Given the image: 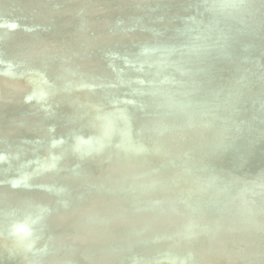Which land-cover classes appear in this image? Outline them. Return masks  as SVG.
<instances>
[{"label":"water","instance_id":"95a60500","mask_svg":"<svg viewBox=\"0 0 264 264\" xmlns=\"http://www.w3.org/2000/svg\"><path fill=\"white\" fill-rule=\"evenodd\" d=\"M89 1L86 0L87 3ZM105 1L106 3H108L107 1L110 2V0ZM154 3L156 6L153 7L152 12L144 16H134L132 8L126 5L124 13H126L128 19L125 22L122 21L116 27V38L114 39H111L112 31L110 28L114 24L111 16L101 12L96 13L92 10V15L88 12L89 16H87L86 13L85 16L89 25L93 23L101 27L100 31H95L91 27L86 30L84 36L93 40L82 52L84 53L85 59L83 61L86 66L101 67L100 72H98L100 80L95 85L96 92L93 94V98L105 110L112 109L114 106L121 108L125 105V108H122L127 118L132 119L135 132L134 136L130 135L135 141L145 140V135L149 131H153L155 133L154 136L160 140L164 139L169 120L174 112L177 111L176 106H179L178 103L182 97L181 93L188 90L190 82L185 80L181 83V92L174 87L171 81L166 84L162 82H159L158 85L153 84L154 90L157 87L162 89L165 85L169 88V91L163 93L167 99L168 108L166 109V115L163 118H157L152 113V107L143 99L151 95V92L147 90L148 81H145V84L142 82L143 85H141L142 83L137 85L131 82V77L134 74L133 72H137L136 67L138 64H142L143 59H151L156 56L157 52L151 54L147 52L148 50L157 47L156 45L159 41L168 43L172 39L176 40L173 43L176 46L173 45L171 48H175L181 53L182 60L186 57L192 60L194 68L200 65L201 71L204 72L203 80L206 79L205 72L210 70V74L219 81L220 85L225 87V89H229L227 96L226 93H221V96H226L222 98L227 99L232 104L233 110L241 108L249 96L248 92L242 95L240 93L254 85L253 92L255 93L250 95V99H252L253 105L257 102L255 110L253 108L247 114H244V117L236 119L231 117V115L235 116V114H229L227 108H221L219 114L213 115L211 121L208 124H204L206 126L201 128L206 133L210 131L209 128L213 124L217 126L215 127L216 131H220L223 130L220 125L221 122H227L232 134L224 139H218L215 142V150L211 153L210 158L194 165L193 171H190L195 173L197 179L204 176L205 173L221 172L220 174L225 178L228 188L231 187L227 183L229 179L232 182H236L234 192L236 186H242L247 179V176L244 177L245 174L241 176V173L237 172L240 171L243 165L244 168L241 171L243 173L247 172L251 166L252 169H255L260 164L264 165V99L260 102L258 97V93L261 92L260 88L264 85V68L259 69L257 67L262 65L264 67V3L256 0L251 1L249 13L240 12V16H236L237 10H233L231 0H210L206 4L197 3V0H155ZM109 7L111 12L115 13L114 5L110 4ZM205 9L206 18L209 19L207 24L213 27L211 33L206 32L202 27V24L206 23V19L200 20L196 16L198 12H202ZM248 15L252 21L249 20ZM34 18L33 13L21 11L13 6H10V8L0 7V75L10 69L15 72L18 70L16 73L19 74L33 68L39 69L42 67L43 61H46L42 52L46 42L37 34L40 31L46 34L47 30L39 28L37 24L34 25L32 22ZM192 20L195 22L193 27L197 32H193L190 26ZM30 50H34L36 55H29L27 52H30ZM108 51L111 52L108 53ZM251 53H255L256 57H260V60L255 61L252 67L247 66V64L250 65ZM58 58L57 56L56 61L59 63ZM78 60L69 59L65 64L70 69L76 70ZM237 62L240 66L236 64ZM235 65H237L236 68ZM231 69H234V74H237L240 78H235L234 74L231 75ZM201 73H199V76H201ZM255 78L259 79V85L255 84ZM238 85L242 88L238 91V95L236 92L234 95L229 96L230 92L233 91V87ZM29 93L30 91L25 92V95H29V97H23L26 99L25 101L38 104V101ZM210 98L214 102L218 101V97L214 93H211ZM183 100L189 101L185 97ZM0 107V119L9 121L8 129L11 132L16 131L13 141L3 142L6 146L11 147L8 149L13 156H10L12 159L10 167H0V236L10 239L18 232H27L35 244L30 256L39 254L38 251L41 249L39 246L48 247L46 252H52L55 255L53 259L48 256L44 257L42 264H130L132 258H135L138 264H148L156 260L154 254L156 255L157 249L166 251V254L162 255L163 258H167L166 255L174 251V249L172 251L169 249L171 247L167 243L172 237V242L175 244L174 247L177 251L185 252L187 250L185 244L179 243L182 240L176 241L175 237L179 228L180 232H183L181 231L182 227L187 229L184 226L188 224V221H184L182 217L187 215L188 203L191 202L190 200L188 201L190 195H184L183 191L178 193L177 188L160 175L158 169H164L160 167L159 159H155L157 162L149 165L152 167L149 172L148 169L140 168L135 169V172L131 175H119L123 173V168L126 165L134 166L133 162L126 165L123 164L124 167L120 166L122 163L119 160L115 163L105 164L104 167L102 166L101 172L106 173L102 169L105 168L112 173H116L114 180L110 181V188L112 191L120 192L124 195V199L121 198L124 202L118 204L123 215L129 217L136 213H145L146 217H153L155 212L159 215H167L174 219L171 222L174 228L172 234L161 233L157 228L155 233L166 237L154 241V234L152 233H144L143 236H133L127 232L128 229H123L119 226L117 227V241H112L108 236L100 235L97 237L98 234L95 235L96 239L92 244L75 239L74 241L70 238L73 235L72 233L77 232V228L74 229V226H76L78 221L74 224V221H69L70 218H65L64 221L57 220L59 212L56 211L57 208L53 210V206L50 207V192L57 190L60 193L58 195V203L61 207L66 206L69 208L70 205H67L69 198L67 199V197L73 195H71L73 193L72 189H77L79 192L76 196L77 202L73 203L71 207L76 210L78 208L80 210L87 209L83 204V201L87 200V196L83 192L87 184L81 183L79 187L76 186L75 188L70 186L76 184L74 179L87 177L75 173V169L78 167L91 169L99 165L100 160L103 159L102 151L95 146L93 135L83 125L73 119L77 111V106L75 107V105H73L72 111L67 112H63L62 108L54 107L51 114L48 112L50 109L42 108L43 114L47 115L42 116L45 119L46 124L44 127L48 129V133H41L35 128L32 131H27L24 128L27 118L21 114L20 105H12L7 99H0ZM189 111L198 116L197 108L191 107ZM31 114L40 116L41 112L40 114L35 112ZM17 118L20 124L17 126L12 125L11 119ZM178 124H180V121H178ZM201 125L199 124V127ZM112 140L109 147L111 151H125L121 145L122 137L120 134H116ZM149 146L151 149L153 148V145ZM251 146H254L253 150H250ZM226 147H231L232 152H230V155L228 152L225 153L223 151ZM61 149H63V153L58 156L61 153ZM91 154L95 155V158L86 160V156ZM247 159L248 164H245ZM180 161L185 164L184 160ZM44 164L50 166L41 170L40 168H43ZM97 167L100 168V166ZM234 169L236 170L234 171ZM228 170H231V172ZM60 171L66 172L63 173L66 181L62 186H59L57 178L61 174ZM18 173H26V175L16 179ZM143 173L150 174L157 181L166 184L170 190L167 195L163 194L161 197V193L158 194L154 189H151L153 185L144 184L141 181ZM45 177L49 179L43 180ZM46 181L48 182L47 185H45ZM29 184L32 188L28 187ZM178 184H181L182 189H188L190 192H193L195 188L201 190L198 184H193L194 186L181 182H178ZM47 186L51 191L49 190L50 192L46 195L44 194L42 199H38L31 192V189H36L39 192L46 191ZM96 187L100 189L99 184ZM251 189L252 185L250 186V191ZM174 191L177 192L175 196L173 195ZM85 192L87 193V190ZM247 193L248 191L241 193L240 202L236 208L244 209L243 211L247 210V215H254L256 213L255 205H249L248 201L246 203ZM192 195L197 196V193H192ZM93 196L95 197V195ZM263 196L260 199V203L264 205ZM182 197H187L188 199L185 200ZM197 197L199 198V196ZM193 200V202H200L201 199ZM129 202H134V205L130 206ZM179 202L180 204H178ZM60 205H57V207ZM92 206L98 208L97 204ZM205 206L209 214V221H203L198 227L200 239L199 236L198 238H193L191 235L189 241L194 242L199 247L204 244L207 248H211L212 252H218L220 244L217 240H222L226 237L229 239L233 233L244 232L243 217L242 215L238 218L233 216L234 222H226L220 217V213L223 210L222 207L216 212L208 205ZM164 207L167 209L163 210ZM36 213H38L40 218L35 219ZM210 217H212L211 220ZM262 220L264 222V219ZM259 227L261 230L253 228L254 232L250 231L251 233H247L251 238L245 237L246 245L235 246L231 244L229 246L232 253L239 251L242 255L231 256V259L228 258L226 260V264H236V261L241 262V259H245L244 257L247 255V258H255V264H263L264 226L260 224ZM61 230H64L63 232L66 235H63ZM211 233L216 240L213 241L210 247L208 245L210 244L208 237ZM185 238L186 236L183 237V239ZM115 241L116 244L114 245ZM117 242L121 243V247L125 246L123 250L115 247L118 244ZM156 243L161 246L156 248L154 246ZM171 246L173 245L171 244ZM133 248H135L134 251H129ZM49 249L52 251H49ZM200 251L204 250H198V252ZM105 252L107 253L104 254ZM198 252L195 251L194 254ZM144 253L150 256L147 258H145L146 256L144 258L141 257ZM106 255L107 259L104 257ZM226 256L228 257L229 255ZM195 260L196 257L194 256V260L192 257L190 263H194ZM30 262L34 263L31 259ZM0 264H18V262L15 257L0 251Z\"/></svg>","mask_w":264,"mask_h":264},{"label":"bare ground","instance_id":"6f19581e","mask_svg":"<svg viewBox=\"0 0 264 264\" xmlns=\"http://www.w3.org/2000/svg\"><path fill=\"white\" fill-rule=\"evenodd\" d=\"M154 1L155 0L107 1L114 5V13L111 12L109 7L110 4L106 3L105 0H90L88 3L86 0H0V7L2 8H10V6H13L21 11L33 13L35 16L32 20L33 24H37L39 25V28L47 30L46 34H43L41 31L37 34L46 42L45 48L42 49L43 55H45L43 58L45 57L46 61H43L44 63L42 67L39 69L33 68L31 70H26L24 73L20 74L16 73L18 70L15 72L10 69L1 74L0 99H7L12 105H20L21 114L27 118V123L24 125V128L27 131H32L33 128H35L41 133L49 132L48 129L44 127L46 123L42 116L44 115L42 108H45L46 110L50 109L48 112L51 114L54 107L62 108L64 110L63 112H67L72 111L73 105H75V107L77 106V111L73 116V119L83 125L93 135L96 144L95 146L102 151L103 159L100 160L99 165H97L100 166V168L97 166H94V168L91 169H88L87 167L76 168L75 173L87 177H78V179H74V183L76 184L70 186L75 188L76 186L79 187L81 183L87 184L85 190H83L87 196V200L83 201V204L87 209L80 210V208H78L76 210L71 207L73 203L77 202L76 196L79 194L77 189H72L73 193H71V195H73L67 197V199L69 198V203L67 204L68 206L70 205L69 208L66 206L61 207L58 203V195L60 193H58L57 190L50 192L51 189L48 186L46 187L47 192H39L36 189H31V192L34 193L38 199L44 198L43 195L50 192V207L53 206V210H56L57 208L56 211L59 212L57 214V220L64 221L65 218H70L69 221H74V224L78 221L76 226H74V229L77 228V232L72 233L73 235L70 238L80 242H86L87 244H92L95 242V235L98 234L97 237L100 235L108 236L109 239L114 241L117 239V227L119 226L123 229H128L127 232L131 233L133 236H143L144 233H152L154 234V241L166 237L164 235H157L155 233L157 228L161 233L167 235H169V233L172 234L174 228L171 222L174 219L167 215H159L156 212L153 217H146L145 213H136L129 217L123 215L118 204L124 202L121 199H124V195L120 192L116 193L110 188L111 182L116 177V173H112L105 168L102 169L105 170L106 173L101 172L102 166L104 167L105 164L118 162V160L122 163L120 166L131 162L134 163V166H123V173H120L119 175H131L135 172V169L140 168L148 169L149 172L152 169L149 165L157 162L155 159H159V165L164 169H158L160 175L166 178L172 186H175L178 193L183 191L184 195H190L189 199L187 197H182L185 200L188 199V201H191L188 203L187 215L182 217L184 221H188V224L184 226L188 231L182 227L181 231L183 232H180L179 228L175 237L176 241L182 240L179 243L185 244L187 250L185 252L177 251L174 247L175 244L172 242V237L167 243L168 246L171 247L169 249L171 251L174 249V251L169 255H166L167 258H163L162 255H165L166 251L164 249H157L156 255L154 254L156 260L148 264H226V260L228 258L231 259V256L242 255L239 251L232 253L229 246L231 244L235 246L246 245L245 237L248 239L251 238L247 233H251L250 231L254 232L253 228L261 230L259 227L260 224L264 226V222H262V219H264V205L260 203V199L264 195V165L260 164V166L255 169H252L251 166L245 173L241 172L244 168L243 165L240 171L237 172H240L241 176L242 174H245L244 177L247 176V179L243 182L242 186H236L234 192L233 190L236 182H232V180L229 179L227 183L230 184L231 187L228 188L226 186L225 178L220 174L221 172L216 173L213 171L211 174L205 173L204 176L197 179L195 173H191L190 171H193L194 165L210 158L211 153L215 150V142L218 139H224L232 134V130L227 126V122H221L220 125L223 130L216 131L215 127L217 126L212 124L210 128L208 127L210 131H207L206 133L201 130L203 126H206L204 124H208L213 115L219 114L221 108H227L229 114H235V116L231 115V117H235L236 119L244 117V114H247L253 108L255 110L257 108V102L253 105L252 99H250V95L255 93L253 92L255 86L251 85L240 93L242 95L243 93L247 94L248 92L249 96L241 108L233 110L232 104L227 99H223L228 95L227 93L229 89H225V87L220 85L219 81L210 74V70L205 72L206 79L203 80L204 72L201 71L200 65L194 68L192 60L187 57L182 60L181 53L177 49L171 48L173 45L176 46V44H173L176 40L172 39L168 43L159 41L156 45L157 47L148 50L147 52L151 54L157 52L156 56L151 59H143L144 61H142V64H138L136 67L137 72H133L134 74L131 77V82H134L137 85L142 82L145 84V81H148L147 90L151 92V95L143 99L152 107V113L157 118H163L166 115V109L168 108L166 103L167 99L163 93L169 91V88L165 85L162 89L161 87H157L154 90L152 87L153 84L158 85L159 82L166 84L168 81H171L174 87L181 92V83L185 80L190 82L188 90L181 93L182 97L179 100V106H176L177 111L174 112L172 118L169 120V124L166 127L167 130L164 133V139L160 140L158 137L154 136L155 133L153 131H149L145 135V140L135 141L131 137V135L134 136L135 132L132 125V119L130 120L127 118L122 108H125V105L121 108L114 106L112 109L105 110L93 98V94L96 92L95 85L98 84L97 82L100 80L98 72H100L101 67L86 66L83 61V59H85L84 53L82 52H84L85 48L88 47L93 40L84 36L86 30L91 27L95 31H100L101 27L93 23L89 25L86 20V13L87 16H89L88 12L92 15V11H94L96 13L101 12L111 16L114 23L110 28L112 31L111 39H114L116 38V27L120 25L122 21L125 22L128 19L126 13H124L126 5L132 8L134 16H144L146 14L149 15L152 12L153 7L156 6ZM209 1L210 0H197V3L206 4L209 3ZM251 1L254 0H231L233 10H237L235 13L236 16H240V12L249 13ZM256 1L264 3V0ZM100 2H104L105 4ZM86 9L89 10L86 11ZM223 10H225V8H223ZM196 16H198L200 20L206 19V23L202 24V27L206 32L211 33L213 27L207 24L209 19L206 18V9L202 12H198ZM247 17L252 21L249 15ZM194 23V20H192L190 26L192 27L193 32H197L193 27ZM242 26L245 28L244 25ZM109 52L111 51H108V53ZM27 53L32 56L36 55L34 50H30V52ZM62 54L64 55L61 56ZM57 56L59 57V63L56 61ZM69 59H79L76 70L70 69L66 66L65 63H67ZM249 60L250 65L247 64V66L252 67L255 61L260 60V57H256L255 53H251V58ZM236 64L239 65L238 62ZM236 67L237 65H235V68ZM257 67L259 69L264 68L263 65ZM230 72L231 75H233L235 70L231 69ZM199 73H201V76H199ZM234 77L240 78L237 74H234ZM246 81L249 83L248 80ZM255 81V84L259 85V79L255 78ZM143 83L141 85H143ZM241 89L240 85L233 87V91L230 92L229 96L234 95L236 92L238 95V91ZM260 90L261 92L258 93V97L261 102L264 99V85L261 86ZM26 91H30L32 96L38 101V104L25 101L26 99L23 97H29L28 94L25 95ZM211 93H214L215 96L218 97L217 102L210 100ZM221 93H226V96H221ZM184 97L189 101L186 102L183 100ZM133 105L132 102V106ZM191 107H194L195 109L197 108L198 116L189 111V108ZM33 112L38 114L41 112V115L38 116L31 114ZM178 121H180V124H178ZM11 124L17 126L20 124V121L18 118L14 120L11 119ZM199 124H202L201 127H199ZM8 128L9 121H2L0 119V167L5 168L10 167L12 163L10 156H13V154L9 153L8 148L11 147L6 146L3 142L13 141L16 132H11ZM116 134H120L122 137L121 145L125 150V154H123L124 152L122 151L116 152L109 149L113 141L112 139ZM232 138L235 139L237 137L235 136V138ZM149 145H153V148L151 149ZM253 148L254 146H251L250 150H253ZM60 151L61 153H59L58 156L63 153V149ZM223 151L225 153L228 152L229 155L230 152H232L231 147H226ZM94 158L95 155L92 154L86 156V160H93ZM180 160H184L185 164ZM245 164H248V159ZM49 166L50 165L48 164H44V167L40 169L44 170V168L47 169ZM235 170L236 169H234V171ZM228 171L231 172V170ZM60 173L61 174L57 178L59 186H62L66 181L63 173L66 172L60 171ZM147 173L141 175V181L144 184L150 186L153 185L151 189H154L158 194L161 193V197L163 194L167 195L170 191L168 186L157 181L152 175ZM25 175L26 173H18L16 179ZM47 179L49 178H43V180ZM178 182L192 186H194L193 184H198L201 190L195 188V190L193 189V192H190L188 189H182L180 186L181 184H178ZM47 183L48 182L46 181L45 185H47ZM97 184L100 185V189L96 187ZM251 185L252 189L250 191ZM28 187L32 188L30 184ZM86 190L87 193L85 192ZM245 191H248L246 195V203L248 201L249 205H255L256 213H254V215H247V210L243 211L244 209L236 208L240 202L241 193ZM192 193H197L199 198L196 195L193 196ZM175 194H177V192L174 191L173 195L175 196ZM93 195H95V197ZM90 196H93L94 198ZM193 199L201 200L200 202H193ZM204 203L213 208L216 212L222 207L223 210L220 213V217L226 222H234V217L238 218L240 215L243 217L242 219L245 227L243 230L244 232L233 234L230 232L232 235L229 239L226 237L222 240H217L220 244L218 252H212L211 248H207L204 244H201L200 247L202 248H200L199 245L189 241L191 235L193 238H198L200 235L198 227L203 221H209V214L206 211ZM95 204L98 205V208L92 206ZM178 204H180V202ZM57 205L60 206L57 207ZM129 205L133 206L134 202H129ZM165 209L167 208L164 207L163 210ZM38 218L40 217L38 213H36L35 219ZM211 219L212 217H210V220ZM63 231L64 230H61V232ZM62 234L66 235L65 232ZM184 236H186L185 239H183ZM208 238L210 239V244L208 245L211 247L213 241L216 239H214L212 233L211 235L209 234ZM116 241L114 242V245L116 244ZM117 243L118 244L115 247L117 249L120 248L119 250H123L125 246L121 247V243ZM171 244L173 246H171ZM34 245L33 239H31L29 234L25 231L18 232L10 239L0 236V251L15 257L18 264H42L44 257L48 256L50 259L55 258L54 253L46 252L48 249L46 246H39V248H41L38 251L39 254L37 256H30V252L33 250ZM154 246L158 248L161 245L156 243ZM176 247L179 248L178 246ZM134 250L135 248L130 249L129 251ZM198 250L204 251L198 252ZM49 251L52 250L49 249ZM195 251L198 253L194 254ZM145 254L146 253L142 254L141 257L144 258L146 256L145 258H147L150 256ZM226 255L229 256L227 257ZM194 256L196 257L195 262L190 263V259L193 257L194 260ZM247 256L244 257L245 259H241V262L236 261L237 263H235L255 264V258L250 259L251 257L247 258ZM104 257L106 259L108 258L107 255ZM30 259L33 260L34 263L30 262ZM262 262L264 264V261ZM130 264H138V261H136L135 258H132Z\"/></svg>","mask_w":264,"mask_h":264}]
</instances>
